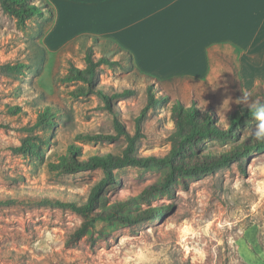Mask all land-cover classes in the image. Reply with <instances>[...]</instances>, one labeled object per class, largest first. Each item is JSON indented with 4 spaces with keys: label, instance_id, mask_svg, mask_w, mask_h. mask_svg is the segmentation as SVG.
Listing matches in <instances>:
<instances>
[{
    "label": "rangeland",
    "instance_id": "obj_1",
    "mask_svg": "<svg viewBox=\"0 0 264 264\" xmlns=\"http://www.w3.org/2000/svg\"><path fill=\"white\" fill-rule=\"evenodd\" d=\"M32 1L46 5L52 16L32 19L21 27L0 8V264H264V193L255 190L264 184V153L201 179L179 182L171 195L153 202L154 207H170L160 218L130 227L97 221L78 239L74 233L82 218L58 204L42 203V199L65 202L87 197L102 177L100 170L58 174L49 170L48 162L56 161L70 143L82 147L83 159L93 153L121 154L123 138L90 143L75 136L117 135L115 121L133 133L134 118L146 100L144 78L150 76L135 65L130 72L103 67L97 84L105 92L128 87L137 91L133 97L114 100L112 111L96 94L73 98L70 91L80 83H60L59 78L71 65L83 68L86 46H94L97 57L104 55L129 66L116 43L125 24L105 27L90 0ZM142 34L140 41L152 45L149 34ZM166 34L154 32L164 44ZM81 36L95 37L97 42L77 39ZM210 54L206 81L150 77L158 83L156 94H168L170 101L144 120L140 154L168 153V133L173 130L168 110L176 100L212 112L219 126L240 103L248 105L244 96L237 98L239 91L250 93L243 90L236 72L237 49L218 46ZM18 64L26 67L6 68ZM135 72L141 80L134 81ZM13 107L20 111L12 113ZM45 107L57 111L55 126L30 132ZM29 136L50 137L47 144L37 141L33 148L41 155L38 159L9 150ZM116 174L125 184L115 186L119 196L137 194L160 178L158 171L133 167Z\"/></svg>",
    "mask_w": 264,
    "mask_h": 264
},
{
    "label": "trees",
    "instance_id": "obj_2",
    "mask_svg": "<svg viewBox=\"0 0 264 264\" xmlns=\"http://www.w3.org/2000/svg\"><path fill=\"white\" fill-rule=\"evenodd\" d=\"M0 8L21 27H25L32 19L53 14L46 5L37 4L32 0H0ZM91 38L94 43L97 42L95 37L89 36H81L77 39ZM95 54L94 46H86L83 51V68L71 65L67 72L60 76L59 81L66 84L80 83L70 91V96L79 98L91 93L96 94L104 102V106L112 111L114 100L133 97L137 91L128 87L108 94L97 84L100 81V72L103 67L111 70L121 68L130 72L134 69L133 59L129 53L121 51L126 61L130 63L126 66L104 55L97 57ZM25 67L24 64L13 67L6 65V68L12 71H21ZM134 74V81L141 80L137 72ZM144 79L147 81L146 100L139 115L134 118L133 133H129L123 125L115 121L117 135L79 133L75 136L76 140L90 143L112 142L123 138L125 148L121 154L93 153L83 159L82 147L70 143L65 153L59 155L56 161H49L47 164L50 171H56L58 174H74L92 170H100L102 173V177L90 187L84 200L65 202L41 200L43 204H58L68 208L82 218L80 228L74 233L76 239L85 235L97 221L130 227L160 218L170 210V207L161 205L154 207L153 202L161 196L171 195V191L179 182L185 179H201L223 168H229L234 163H247L254 154L264 153V143L257 142L250 134L254 128L253 125L257 122L250 116L249 105L240 103L228 116L229 126L226 128L225 124L219 126L220 122L212 112L199 108L196 103L186 105L176 100L168 110V119L173 125V130L168 133L170 142L168 153L163 156L140 154L138 143L144 136L142 133L144 120L150 112L165 107L170 101L168 94H156L157 82L150 77ZM241 96L247 97L250 102L255 100L264 102V86L259 85L248 95L242 91L237 92L238 100H241ZM10 111L18 113L20 109L13 107ZM56 115V110L45 107L43 111L37 113L36 121L29 131L43 126L52 129L55 126ZM37 141L47 144L50 142V137L42 140L39 137L29 136L22 139L20 145L11 146L9 150L13 154L24 156L30 154L38 159L41 157L40 153L33 150L37 146ZM126 167L158 171L160 178L137 194L119 196L114 188L115 186L125 187V184L116 172ZM110 192L113 193L110 194ZM111 197H113L112 200H110Z\"/></svg>",
    "mask_w": 264,
    "mask_h": 264
},
{
    "label": "crops",
    "instance_id": "obj_3",
    "mask_svg": "<svg viewBox=\"0 0 264 264\" xmlns=\"http://www.w3.org/2000/svg\"><path fill=\"white\" fill-rule=\"evenodd\" d=\"M90 3L93 10L100 12L101 23L108 29L109 25L117 29L125 24L116 41L118 49L129 53L133 65L151 78L206 81L211 73V50L223 46L238 51L236 72L243 90L252 93L264 83V0ZM164 31L165 44L154 35ZM142 32L149 34L152 45L140 41ZM256 81L261 83L257 85Z\"/></svg>",
    "mask_w": 264,
    "mask_h": 264
},
{
    "label": "clouds",
    "instance_id": "obj_4",
    "mask_svg": "<svg viewBox=\"0 0 264 264\" xmlns=\"http://www.w3.org/2000/svg\"><path fill=\"white\" fill-rule=\"evenodd\" d=\"M243 102L249 105L250 116L256 121L255 127L251 130V136L260 143H264V102L255 100L249 103L248 98L244 97ZM229 125L225 119V127ZM258 193H264V184H258L255 189Z\"/></svg>",
    "mask_w": 264,
    "mask_h": 264
}]
</instances>
